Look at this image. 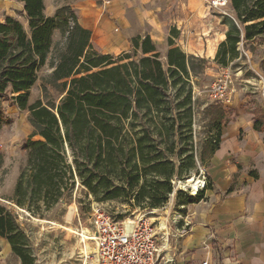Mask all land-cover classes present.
Here are the masks:
<instances>
[{"label": "trees", "instance_id": "1", "mask_svg": "<svg viewBox=\"0 0 264 264\" xmlns=\"http://www.w3.org/2000/svg\"><path fill=\"white\" fill-rule=\"evenodd\" d=\"M17 1L22 3L25 22L12 16L0 20V122L3 102H11L28 109L32 132L10 201L31 215H40L72 186L74 176L91 189L93 180L106 183L107 173L124 172L123 165H131L129 174L124 175L130 188L145 178V171L153 173L140 185L137 202L147 201L152 208L162 206L173 191L171 182L177 169L155 150L160 141L153 135L161 134L168 113L172 114L173 129L179 109L190 104L192 78L206 67V59L175 46V28H170L162 58L149 35L131 38V52L118 56L100 53L91 45V31L78 23L69 4L48 16L43 0ZM230 9L234 16L222 18L225 38L213 58L221 67H228L240 56V44L264 35V0H230ZM56 32L59 38L54 40ZM47 62L52 68L50 80L61 81L63 96L56 104L37 100L28 105L29 89ZM262 69L264 72V58ZM252 113L253 128L260 130L264 111ZM215 142L209 156L219 139ZM2 165L0 153V170ZM204 178V187L185 194L181 205L204 200V191L210 186L208 177ZM114 190L122 189L115 186ZM0 237L21 264H31L26 235L15 214L2 204Z\"/></svg>", "mask_w": 264, "mask_h": 264}, {"label": "rangeland", "instance_id": "2", "mask_svg": "<svg viewBox=\"0 0 264 264\" xmlns=\"http://www.w3.org/2000/svg\"><path fill=\"white\" fill-rule=\"evenodd\" d=\"M189 1L192 0H167L164 9L166 14L163 15V19L169 31L170 28L177 30L176 25H172L174 22L187 25L192 8H195L189 4ZM193 1L206 10L205 15L197 13L199 18L195 19L193 31L202 32L205 29L203 34H208L209 31L214 30V35L226 31V26L221 23V20L223 17L234 16L230 6L225 10V15L209 9L207 0ZM43 2L45 13L61 5L69 4L77 14L74 8L77 0H43ZM21 10L22 3L17 0H0V20L6 16H12L24 23L25 18ZM204 17L208 18V21H205ZM202 22L203 24L197 25ZM58 38L59 34L56 32L54 40ZM243 48L247 51L248 57ZM243 48L240 44V56L228 66L232 79V96L227 105L209 100L205 91L213 81L222 76L225 67L219 66L213 59L192 54L205 58L206 67L192 78L190 104L179 109L180 116L175 119L173 129L171 128L172 114L168 113L165 115L167 119L164 121L165 127L161 134L153 135L160 141V146H155V150L171 160L177 169L171 182L173 191L160 207H149L146 205L147 201L137 202L140 185L145 178H152L153 173L145 171V178L140 179L137 186L130 188L125 184L124 175L129 174L131 165H123L126 166L124 172L114 170L107 173L106 177L111 183L106 180V183L93 180L91 189L74 176L72 186L65 189L61 198L49 209L41 211L40 215H31L25 209L19 208L10 201V198L19 172L25 164L24 146L32 128L28 120V109H19L11 102H3L4 114L0 122V153L3 156V165L0 170V204L15 214L19 227L25 233L31 264H92V260L86 257L92 252V242L87 239L83 241L81 234L89 235L90 213L95 205L114 219L145 213L151 218L150 220L162 228L158 234L160 232L168 238L170 243L176 244L179 240L178 234H181V224L186 221L183 220V215L186 213L183 210L185 205L182 206L181 202L185 194L192 195L187 187L180 186L181 182L194 176L201 184L210 148L217 143L215 141L219 139L222 126L231 121L236 111L244 110L253 115L252 112L261 109L263 104L264 35L247 41ZM166 49L167 46L157 48L161 58ZM127 52H131V48ZM120 53L113 52L111 55L118 56ZM51 71L52 68L48 62L38 70L36 82L29 89L28 105L37 100L43 104H56L63 96L61 81L50 80ZM125 147L128 148V146ZM66 154L68 161L71 162L70 151L67 148ZM102 169L108 170L104 167ZM140 170L141 173L144 172L141 166ZM115 186H120L122 190L115 191ZM114 195L113 198H106ZM0 264H21L19 257L11 252L7 242L1 237Z\"/></svg>", "mask_w": 264, "mask_h": 264}, {"label": "crops", "instance_id": "3", "mask_svg": "<svg viewBox=\"0 0 264 264\" xmlns=\"http://www.w3.org/2000/svg\"><path fill=\"white\" fill-rule=\"evenodd\" d=\"M189 4L195 8L191 7L187 25L172 24L179 32L175 46L187 54L213 59L225 30L217 35L214 30L208 34H203L205 29L193 31L197 13L205 15L206 10L196 1ZM166 5L167 0H77L74 8L78 23L91 31L92 47L111 54L127 52L130 39L136 36L149 35L156 49L165 48L169 35L163 19ZM55 10L45 14L51 16ZM260 108L264 111V95ZM203 176L210 186L204 200L182 205L186 221L176 244L159 232V264H264V126L255 130L252 114L236 111L222 126Z\"/></svg>", "mask_w": 264, "mask_h": 264}, {"label": "built area", "instance_id": "4", "mask_svg": "<svg viewBox=\"0 0 264 264\" xmlns=\"http://www.w3.org/2000/svg\"><path fill=\"white\" fill-rule=\"evenodd\" d=\"M206 2L209 9L225 15L230 6V0ZM231 87L229 67H225L222 76L206 88V96L211 101L227 105L232 96ZM204 185L203 176L199 189ZM150 219L145 213L114 219L98 205L93 206L88 230L93 248L86 257L92 260V264H159L162 246L158 242V230L161 227Z\"/></svg>", "mask_w": 264, "mask_h": 264}, {"label": "bare ground", "instance_id": "5", "mask_svg": "<svg viewBox=\"0 0 264 264\" xmlns=\"http://www.w3.org/2000/svg\"><path fill=\"white\" fill-rule=\"evenodd\" d=\"M180 186L181 187H187V189H189L192 194H195L198 191L199 187H200V181H196V177L191 176L187 180L181 182ZM81 236L83 238V241H85L86 239L90 240V237L88 235L85 236L82 233Z\"/></svg>", "mask_w": 264, "mask_h": 264}]
</instances>
